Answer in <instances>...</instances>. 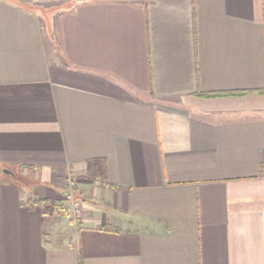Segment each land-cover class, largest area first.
I'll return each instance as SVG.
<instances>
[{
    "label": "crops",
    "instance_id": "0c3cea01",
    "mask_svg": "<svg viewBox=\"0 0 264 264\" xmlns=\"http://www.w3.org/2000/svg\"><path fill=\"white\" fill-rule=\"evenodd\" d=\"M0 264H264V0H0Z\"/></svg>",
    "mask_w": 264,
    "mask_h": 264
},
{
    "label": "rangeland",
    "instance_id": "374dc122",
    "mask_svg": "<svg viewBox=\"0 0 264 264\" xmlns=\"http://www.w3.org/2000/svg\"><path fill=\"white\" fill-rule=\"evenodd\" d=\"M17 172L18 171L13 170L14 175H16ZM95 179L96 178L92 176L91 169L88 170L81 177H79V180H80L79 184L73 183L72 178L70 179L69 177V179L65 182V189L62 191L63 193L61 194L62 199H64V201L61 202L59 206L62 208L60 211L64 215H67L68 217H70V219H73V220L76 219L78 222V219H79L78 217H80V214L73 213L74 207L72 205L75 202H78L81 204L82 201L80 198L85 197V194H89L88 192H90L91 186L94 187V185H97V183L94 181ZM16 180L21 181V179H16ZM82 207L83 206L81 205L79 206L80 211L83 210Z\"/></svg>",
    "mask_w": 264,
    "mask_h": 264
},
{
    "label": "trees",
    "instance_id": "16d2710c",
    "mask_svg": "<svg viewBox=\"0 0 264 264\" xmlns=\"http://www.w3.org/2000/svg\"><path fill=\"white\" fill-rule=\"evenodd\" d=\"M95 164L91 165V173L94 178L103 176L104 173V167L102 163H98L94 161Z\"/></svg>",
    "mask_w": 264,
    "mask_h": 264
},
{
    "label": "built area",
    "instance_id": "2783aa9c",
    "mask_svg": "<svg viewBox=\"0 0 264 264\" xmlns=\"http://www.w3.org/2000/svg\"><path fill=\"white\" fill-rule=\"evenodd\" d=\"M79 205H80V203H78V202H75V203H73V207H74V210H73V213L74 214H80V208H79Z\"/></svg>",
    "mask_w": 264,
    "mask_h": 264
},
{
    "label": "water",
    "instance_id": "95a60500",
    "mask_svg": "<svg viewBox=\"0 0 264 264\" xmlns=\"http://www.w3.org/2000/svg\"><path fill=\"white\" fill-rule=\"evenodd\" d=\"M3 172H5L6 174H11V175H13V172L10 171V170H8V169H4Z\"/></svg>",
    "mask_w": 264,
    "mask_h": 264
}]
</instances>
